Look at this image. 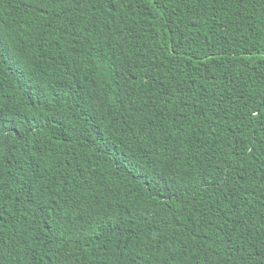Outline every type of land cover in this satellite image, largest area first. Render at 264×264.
<instances>
[{
  "label": "trees",
  "instance_id": "1",
  "mask_svg": "<svg viewBox=\"0 0 264 264\" xmlns=\"http://www.w3.org/2000/svg\"><path fill=\"white\" fill-rule=\"evenodd\" d=\"M0 264H264V0H0Z\"/></svg>",
  "mask_w": 264,
  "mask_h": 264
}]
</instances>
